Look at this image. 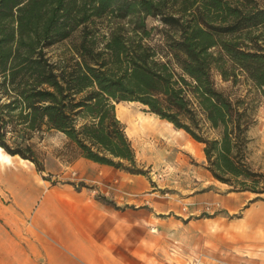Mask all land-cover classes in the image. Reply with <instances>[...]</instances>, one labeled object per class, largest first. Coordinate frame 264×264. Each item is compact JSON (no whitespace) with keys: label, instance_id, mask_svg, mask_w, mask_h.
Returning a JSON list of instances; mask_svg holds the SVG:
<instances>
[{"label":"trees","instance_id":"trees-1","mask_svg":"<svg viewBox=\"0 0 264 264\" xmlns=\"http://www.w3.org/2000/svg\"><path fill=\"white\" fill-rule=\"evenodd\" d=\"M76 33L54 61L47 49ZM215 72L264 97L257 0H0V147L43 173L35 139L54 131L75 158L147 175L116 111L138 102L203 144L216 180L264 200L248 156L256 105L219 88Z\"/></svg>","mask_w":264,"mask_h":264},{"label":"crops","instance_id":"crops-1","mask_svg":"<svg viewBox=\"0 0 264 264\" xmlns=\"http://www.w3.org/2000/svg\"><path fill=\"white\" fill-rule=\"evenodd\" d=\"M134 127L179 149L174 166L157 170L150 159L137 157L141 166L151 167L149 174L138 175L80 157L70 167L59 161L58 169L47 168L54 180L71 170L70 181L53 183L43 179L46 170L2 149L0 187L20 215L29 217L34 237L21 244L3 232L7 245L0 248V264H235L224 261L218 247L209 260L210 252L195 245L207 235L196 228L218 221L212 215L222 210L237 213L250 197L224 194L228 185L189 163L187 153L206 156L204 145L198 151L201 143L183 129L156 115ZM209 202L222 208L210 211Z\"/></svg>","mask_w":264,"mask_h":264},{"label":"rangeland","instance_id":"rangeland-1","mask_svg":"<svg viewBox=\"0 0 264 264\" xmlns=\"http://www.w3.org/2000/svg\"><path fill=\"white\" fill-rule=\"evenodd\" d=\"M264 6V0H257ZM126 22V21H125ZM124 24V23H123ZM100 25L107 26L105 22ZM128 25V24H126ZM149 27H162L160 19L149 17L147 19ZM79 33H76L70 40L56 44L47 49L49 56L57 61L62 56L69 53V48L72 43L77 41ZM159 37V36H155ZM215 80L219 88L232 94L233 97L244 96L249 94L253 98L257 109V123L249 132L251 141L248 145V156L251 166L260 172L264 173V97L257 94L252 89L250 82H244L240 78L237 86H233L231 81H224L218 72L214 74ZM120 112V120L126 127V132L133 144L137 157L142 159H150L156 165L157 170L161 168L174 166L175 152L179 149H173L166 146L165 139L156 135L144 134L141 130H136L134 125L140 126L141 119L146 117H154V114L149 113L146 108L138 102H120L116 104V111ZM124 111V114L122 113ZM122 113V114H121ZM36 143L39 149V155L45 164L46 172L42 175L43 179H48L55 182H68L71 170L66 169V173L61 172L55 180L48 173L47 168L56 170L60 166V162L66 167L74 164L80 157H74L67 150V138L58 132H49L44 134L42 139L36 138ZM203 151V144H199L198 151ZM174 154V155H173ZM188 160L190 164L201 165L207 168L206 157L200 158V154H189ZM59 165V166H58ZM61 167V166H60ZM142 167L150 170L151 167L142 163ZM70 171V172H69ZM71 177V176H70ZM73 177V176H72ZM216 180V179H215ZM218 181V180H216ZM219 182V181H218ZM227 185V184H226ZM229 186V185H228ZM0 187V248L7 245L6 235L3 232H10L16 241L23 244L26 242L27 236L34 237L33 229H30L29 217L25 218L20 215L19 209L14 206L11 197L7 195V190ZM232 187L226 188L224 194L231 192ZM238 192V191H235ZM229 195H245L249 196V202L237 213L231 214L228 210H222L215 213L213 217L218 216L217 220L209 221L210 224L196 228L201 233L207 235L202 239H198L195 245L202 246L210 253L208 259H215V249L218 247L224 249L223 260L228 261L232 259L235 264H264V200L252 201L256 195L251 192L231 193ZM264 198V195L262 196ZM252 201V202H251ZM211 207L217 209L222 208L219 203L209 202L207 208L213 211ZM224 207V206H223ZM13 215L17 221H8L13 219ZM18 219H21L19 221ZM25 245V244H24ZM232 247L235 249L233 250ZM221 252V251H219Z\"/></svg>","mask_w":264,"mask_h":264},{"label":"bare ground","instance_id":"bare-ground-1","mask_svg":"<svg viewBox=\"0 0 264 264\" xmlns=\"http://www.w3.org/2000/svg\"><path fill=\"white\" fill-rule=\"evenodd\" d=\"M2 149H3V148H2V147H0V155H1Z\"/></svg>","mask_w":264,"mask_h":264}]
</instances>
